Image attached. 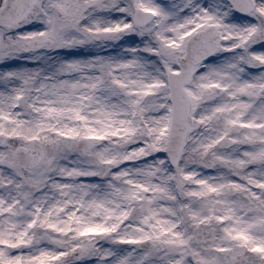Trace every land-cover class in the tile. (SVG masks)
Here are the masks:
<instances>
[{"label":"snow or ice","instance_id":"snow-or-ice-1","mask_svg":"<svg viewBox=\"0 0 264 264\" xmlns=\"http://www.w3.org/2000/svg\"><path fill=\"white\" fill-rule=\"evenodd\" d=\"M0 264H264V0H0Z\"/></svg>","mask_w":264,"mask_h":264}]
</instances>
